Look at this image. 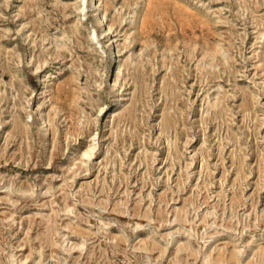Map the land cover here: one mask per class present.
<instances>
[{
    "label": "rangeland",
    "instance_id": "1",
    "mask_svg": "<svg viewBox=\"0 0 264 264\" xmlns=\"http://www.w3.org/2000/svg\"><path fill=\"white\" fill-rule=\"evenodd\" d=\"M0 264H264V0H0Z\"/></svg>",
    "mask_w": 264,
    "mask_h": 264
},
{
    "label": "bare ground",
    "instance_id": "2",
    "mask_svg": "<svg viewBox=\"0 0 264 264\" xmlns=\"http://www.w3.org/2000/svg\"><path fill=\"white\" fill-rule=\"evenodd\" d=\"M85 156L89 157L90 153L89 152H85Z\"/></svg>",
    "mask_w": 264,
    "mask_h": 264
}]
</instances>
